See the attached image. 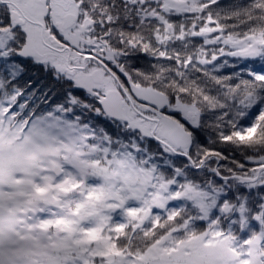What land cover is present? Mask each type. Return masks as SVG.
Returning a JSON list of instances; mask_svg holds the SVG:
<instances>
[{
	"label": "snow or ice",
	"instance_id": "snow-or-ice-1",
	"mask_svg": "<svg viewBox=\"0 0 264 264\" xmlns=\"http://www.w3.org/2000/svg\"><path fill=\"white\" fill-rule=\"evenodd\" d=\"M0 264H264V0H0Z\"/></svg>",
	"mask_w": 264,
	"mask_h": 264
}]
</instances>
